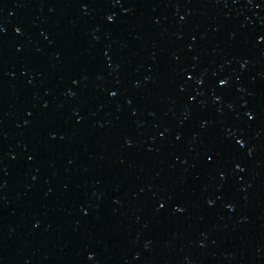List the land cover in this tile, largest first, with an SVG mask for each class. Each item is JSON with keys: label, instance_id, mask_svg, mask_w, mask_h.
Listing matches in <instances>:
<instances>
[{"label": "water", "instance_id": "95a60500", "mask_svg": "<svg viewBox=\"0 0 264 264\" xmlns=\"http://www.w3.org/2000/svg\"><path fill=\"white\" fill-rule=\"evenodd\" d=\"M0 264H264V0H0Z\"/></svg>", "mask_w": 264, "mask_h": 264}]
</instances>
